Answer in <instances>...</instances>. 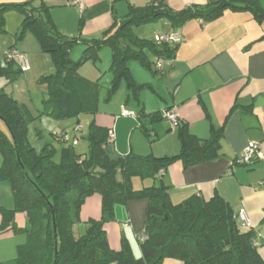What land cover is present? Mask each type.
Here are the masks:
<instances>
[{
	"label": "trees",
	"instance_id": "trees-1",
	"mask_svg": "<svg viewBox=\"0 0 264 264\" xmlns=\"http://www.w3.org/2000/svg\"><path fill=\"white\" fill-rule=\"evenodd\" d=\"M10 9L22 15L18 38L27 33L32 35L55 68L54 74L41 78L48 92L43 101L44 114L61 120L98 112L99 86L81 77L78 69L85 61L98 60V51L108 47L112 72L110 93L124 83L127 96L137 106L136 118L146 136L144 120L159 121L161 113L145 114L140 93L147 86L135 82L128 63L137 61L153 77H162L163 71H158L155 63L173 61L176 46L139 39L133 28L161 20L180 28L192 19L215 21L227 10L246 11L256 22L264 23V10L258 0H207L202 6L179 12L158 0L143 7L129 5L127 14L115 19L98 39H69L55 29L45 3L37 7L32 1L2 5L0 14ZM2 26L0 15V29ZM78 44L83 50L79 60L73 61L70 53ZM6 62L9 70L2 68L0 60V75L6 74L12 80L21 70L14 62ZM0 120L10 135L6 137L0 132V182L8 183L15 204L13 211L0 209V233L13 231L25 235V243L17 249V264H162L168 258L181 264H264L254 243L255 233L238 226L233 211L220 196L205 200L192 195L182 203L173 204L169 187L161 179L159 186L141 190H135L132 185L133 178H161L176 161L186 169L214 160L219 153L222 128L213 130L208 139H199L181 126L180 151L175 156L130 153L110 158L106 141L111 129L94 121L88 127L86 156L77 155L70 144L62 149L60 156L50 145L37 153L26 137L28 121L24 110L2 90ZM93 195L100 198L101 217L86 221L85 233L75 236L73 228L80 223L79 211ZM132 200L147 201L143 230L146 239L139 243V258L124 238L119 250L111 249L105 232V225L113 220L115 206ZM14 212L25 215V228L15 225Z\"/></svg>",
	"mask_w": 264,
	"mask_h": 264
},
{
	"label": "crops",
	"instance_id": "crops-1",
	"mask_svg": "<svg viewBox=\"0 0 264 264\" xmlns=\"http://www.w3.org/2000/svg\"><path fill=\"white\" fill-rule=\"evenodd\" d=\"M31 1L35 7L41 2L49 7L50 19L61 35L89 39L108 29L115 19L123 18L129 5L143 7L158 0H82L81 8L73 3L74 0H0V6ZM162 1L174 12L207 2ZM258 1L264 10V0ZM6 17H10L7 30L13 32L14 39L22 16L8 13ZM161 21L160 32L154 36L171 33L180 39L171 65L163 66L160 79H152L148 71L133 63L130 72L136 83L147 86L140 93L145 114L161 113L175 107L179 125L172 128L163 119L154 123L145 119L149 139L148 148L145 144L144 150L154 157L175 156L180 151L178 131L181 126L199 139H208L213 130L222 128L220 149L214 160L186 169L176 161L161 180L169 187L173 204L182 203L192 195H200L205 200L218 195L233 211L239 227L242 222L238 216L244 211L251 224L250 230L255 233L257 251L264 260V184L260 186L264 183V23L256 22L246 11L229 10L215 21L192 19L180 28ZM22 39L21 44L14 39L8 49L13 47L28 58L29 73L39 72L32 55L38 61L45 56L34 48L28 34ZM25 41L31 44L32 53L25 48ZM72 53L74 50L70 56ZM119 121V118L115 123L111 119L96 118L95 123L111 130L114 128L113 150L119 156H125L135 149L131 141L129 147L122 144L117 130ZM251 142L259 144L261 157L248 166L235 165L234 160ZM147 183L139 178L132 179L135 190L148 187ZM146 208V200H134L125 207H115L113 220L105 225L111 249L119 250L124 238L131 245L134 256L140 257L136 236L143 234ZM100 217V198L93 195L85 200L79 211L80 224L85 225L86 218L88 221ZM77 228L80 231L79 226ZM25 238L11 232L0 233V264L16 259L17 249L25 243ZM162 264L181 262L168 258Z\"/></svg>",
	"mask_w": 264,
	"mask_h": 264
},
{
	"label": "rangeland",
	"instance_id": "rangeland-1",
	"mask_svg": "<svg viewBox=\"0 0 264 264\" xmlns=\"http://www.w3.org/2000/svg\"><path fill=\"white\" fill-rule=\"evenodd\" d=\"M8 13H17L21 15L18 11L10 9L6 12H1V17L3 18V26L0 29V60L2 68L8 69L9 66L4 58L3 54L5 50H8V47L16 40L17 44H21L23 39H20V28L16 34V37L13 39V32L7 30L8 21L10 17H6ZM22 16V15H21ZM8 18V19H6ZM6 20V21H5ZM163 21H157L149 24H145L139 27L133 28V32L135 36L139 39L151 41L155 33L160 32V28L162 27ZM6 27V29H5ZM11 28V26H10ZM28 34V38L34 44V48L36 50H40L36 40L32 37V35ZM19 35V36H17ZM100 35L94 36L92 38L98 39ZM69 38V37H67ZM78 38V37H72ZM71 39V38H69ZM85 39V38H84ZM91 39V38H89ZM25 48L32 53V46L29 41H25ZM14 45V44H13ZM39 48V49H38ZM74 53L70 56L71 60L78 61L83 50L81 45H75L73 47ZM43 54V53H42ZM45 56L41 61H38L32 55V60L35 64L39 66V72L33 71L32 73L20 72L16 74V76L10 80L6 74L0 75V90H2L5 94L12 97L17 104L24 110L25 116L27 118V129H26V137L30 144V146L39 153L46 145L52 146L56 154L60 156L63 148H66L68 144H63L57 138L62 133H67L69 137L74 138L77 135L78 140L77 144L74 146V151L77 155L86 156L88 154V144L86 141L88 134L89 125L95 120H104L107 121L109 119L112 122H117L118 118V131L120 134V139L122 144H126L127 147L130 146V141L135 149L131 153L140 156H148L150 153L145 152V144L148 148V139L149 137L145 135L143 130L140 128L138 124L137 118L128 117L122 115V110H126L128 112H133L137 115L138 109L136 104L133 102L132 98L128 95L125 88L124 83H121L119 88L114 92L110 93V86L112 80V72L110 71V58L111 52L108 47H104L98 51V60H88L79 66L78 74L81 77L88 79L91 82L96 83L99 86V105L98 112L95 115L90 114H81L76 118H65L61 120H55L51 116L43 113V101L46 99L47 88L41 82V78L43 76H49L55 73V68L52 65L50 58ZM28 60V58H27ZM29 62V60H28ZM133 63L141 70H144L141 65L137 61H130L128 63V67L130 69V64ZM15 70V67L12 68ZM152 79H160V76L153 77L149 74ZM138 84V83H137ZM129 97V100L126 102V99ZM145 124V122H144ZM146 125V124H145ZM80 127V132L74 133V128ZM0 132L9 137V132L5 125L0 120ZM114 133V128L112 129ZM107 153L110 158H116L119 155L116 151L113 150V144L107 145ZM57 156V157H58ZM2 162V157L0 154V165ZM160 177H156V179H146L148 181L147 185L150 186H159L160 185ZM135 188V186H134ZM97 196V195H94ZM134 201V200H132ZM131 202V201H129ZM129 202L125 205H116L125 207ZM84 205V204H83ZM115 206V207H116ZM83 207V206H82ZM81 207V208H82ZM0 209L13 211L15 209L14 199L12 196L11 189L6 182H0ZM115 209V208H114ZM81 210V209H80ZM2 221V213L0 212V224ZM13 221L19 229H23L26 226V218L23 213L14 212ZM87 221V218L86 220ZM79 226V229L77 228ZM86 225L77 224L74 226L73 230L75 236L83 235L85 233ZM11 234L19 237L25 236L21 233H14L11 231ZM26 239V238H25ZM5 264H17L15 259L6 262Z\"/></svg>",
	"mask_w": 264,
	"mask_h": 264
},
{
	"label": "built area",
	"instance_id": "built-area-1",
	"mask_svg": "<svg viewBox=\"0 0 264 264\" xmlns=\"http://www.w3.org/2000/svg\"><path fill=\"white\" fill-rule=\"evenodd\" d=\"M73 3L77 4L80 8L82 6V0H74ZM153 41L157 45L165 44V45H169L171 47H174L180 43L179 37L176 34H171V33L156 35V36H154ZM3 56L7 61L14 62L17 65V67L21 70V72H26L29 70V63H28L27 59L17 49L12 47V48L6 50L3 54ZM171 62H172L171 60L156 61L155 68L161 72V71H163V66H165V65L170 66ZM122 115L128 116V117H135L136 116L133 112H128L124 109L122 110ZM161 118L163 120H165L166 122H168L172 128L179 125V119H178V115H177V111H176L175 107H171V108H168V109L162 111L161 112ZM78 132H80V127H75L74 133H78ZM58 139L60 140L61 143L70 144L72 146H75L77 144L78 137L76 135L71 140V138L69 137V135L67 133H62L60 136H58ZM106 142H107V144H113L114 143V134H113L112 130L109 132V135H108ZM259 157H261L259 144L251 142V143L247 144V146L243 150V154L240 157H238L237 159H235L233 163L235 165H238V166H248L251 164V162L255 158H259ZM263 184L264 183H260V186H263ZM238 218L242 222V225H241L242 229H247V230L251 229V224H250L249 220L247 219L244 211L240 212ZM145 239H146V237L143 234L141 236H136V241L138 243L144 242ZM254 243L257 246L256 238H255Z\"/></svg>",
	"mask_w": 264,
	"mask_h": 264
}]
</instances>
